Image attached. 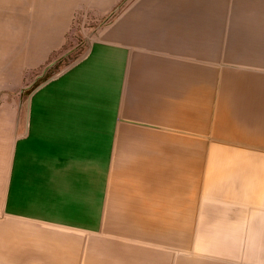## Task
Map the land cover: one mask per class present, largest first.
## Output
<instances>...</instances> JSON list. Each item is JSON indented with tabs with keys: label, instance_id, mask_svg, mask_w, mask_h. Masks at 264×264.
Masks as SVG:
<instances>
[{
	"label": "crops",
	"instance_id": "crops-1",
	"mask_svg": "<svg viewBox=\"0 0 264 264\" xmlns=\"http://www.w3.org/2000/svg\"><path fill=\"white\" fill-rule=\"evenodd\" d=\"M76 3L0 0V19L18 18L23 23L22 60L29 67L40 66L62 46ZM116 31L115 40L105 37L91 45L74 65L36 95L31 123L38 119L39 108L50 100H57L64 116H82L93 101L100 102L103 115L111 122L101 131L130 140L118 144V149L124 150L118 164L120 174L126 172L136 178L134 184L140 178L151 180L155 176L152 164L159 161L181 165L200 160L198 152L154 140V134L207 132L215 141L264 151V0H135L133 10L119 18ZM67 125L72 132H83V125ZM127 151L138 153L130 157L137 163L124 161ZM165 172L172 174L171 170ZM55 176L59 184L61 173ZM71 181L85 189L78 179ZM25 182L29 189V180ZM132 186L136 189L141 184ZM28 189L27 199L31 196ZM37 190L41 194L35 198L54 202L56 196L53 200L46 197L47 188L39 186ZM90 200L87 195L81 199L77 195L73 205L63 206L69 210L65 219L61 205L47 207L42 202L40 206L50 216L60 213L57 218L61 222L76 226L82 216L99 212L98 204L85 209ZM9 206L7 219L0 222V264H79L81 254V264H264V236L246 238L244 253L219 248L215 241H203L196 244L204 246L199 251L175 254L173 247L179 243L149 239L170 231L157 226L167 222V216L155 211L143 213L141 203L120 208L125 219L118 223L100 225L124 235L137 232L138 238L133 239L55 224L40 227L43 216L39 212L32 214L19 203ZM149 216L153 221L143 220ZM175 229L183 227L173 226ZM180 245L189 246V241Z\"/></svg>",
	"mask_w": 264,
	"mask_h": 264
},
{
	"label": "rangeland",
	"instance_id": "rangeland-1",
	"mask_svg": "<svg viewBox=\"0 0 264 264\" xmlns=\"http://www.w3.org/2000/svg\"><path fill=\"white\" fill-rule=\"evenodd\" d=\"M134 3L135 0H77L62 46L35 67H29L22 60V43L25 39L21 36V19L7 20L4 16L0 19V27L3 26L0 28V128L4 119L9 123L6 142L8 161L0 179V222L7 219V207L19 203L30 208L31 213L39 212L43 216L40 219L43 222L38 224L40 227L55 224L86 233L133 239L138 238L137 232L124 235L118 230L101 226L108 221L116 224L125 219L119 209H126V204L135 202L141 203L143 213L155 211L167 216L168 221L163 225L154 224L167 227L170 231L149 239L166 238L179 243L173 247L175 254L188 249L199 251L204 246L196 244L203 241H215L219 248H235L239 253H244L246 238L264 236V151L215 141L207 132L154 134L151 136L154 140L198 152L200 160L181 165L163 160L159 164L154 163L152 170L155 169V176L151 180L145 176V179L140 178L137 184H141V187L134 189L132 185H137L134 184L136 178L128 176L126 172L120 174L118 164L124 150L117 146L130 140L124 137L119 139L117 133L101 131L108 129L111 122L103 115L100 102L93 101L92 107L87 112L83 111L82 116H64L59 103L55 106L47 104L39 108L38 119L31 123L36 95L74 65L91 45L106 38L115 40L119 18L130 13ZM52 116L63 126L45 128V121ZM92 116H97L99 121L97 125L89 127L90 135H84L81 142L65 139L69 132L76 134L70 131L68 123H85ZM52 131L58 132L61 139H57V134H49ZM5 141V135L0 134V146ZM108 146L112 148L107 149ZM137 154L127 151L124 161L132 165L136 161L130 157ZM157 154L163 156L161 150ZM170 170L171 175L165 172ZM60 173L61 181L58 184L55 175ZM65 175L68 178L63 177ZM72 179H78L85 189L71 184ZM25 180H29V189L25 186ZM65 181L73 185L71 191L70 184ZM39 186L49 190L46 197L51 200L56 196L53 203L47 201L50 199L35 198L41 194L37 190ZM27 189L31 193L28 199L25 198ZM77 195L79 199L83 195L90 197L93 201L90 200L85 209L98 204L99 212L94 216H82L79 218L81 223L76 226L61 222L57 218L60 213H54L55 217L50 216L40 206L42 202L47 207H51V204L61 205V217L65 219L69 217V210L63 206L73 205ZM147 218L143 220L153 221V217ZM128 221L131 223L134 220ZM179 225L183 229L173 230V226ZM126 241L134 243L133 240ZM187 241L189 246L180 245ZM226 243H237L238 246H225ZM85 245L81 246L82 253ZM82 260L83 254L80 255L79 264Z\"/></svg>",
	"mask_w": 264,
	"mask_h": 264
},
{
	"label": "bare ground",
	"instance_id": "bare-ground-1",
	"mask_svg": "<svg viewBox=\"0 0 264 264\" xmlns=\"http://www.w3.org/2000/svg\"><path fill=\"white\" fill-rule=\"evenodd\" d=\"M9 22V21H7ZM9 26V25H8ZM24 51V49H23ZM6 58V57H5ZM17 67V66H16ZM14 69V68H13ZM134 72V71H133ZM136 72V71H135ZM10 73V72H9ZM139 73V72H138ZM135 75V74H134ZM138 75V74H136ZM141 77L142 75L139 74ZM132 76V75H131ZM145 76V75H144ZM137 77V76H136ZM143 78V77H142ZM139 80V79H138ZM201 91V90H200ZM49 105L50 106H55L57 105V100H50L49 101ZM151 110H153V108H151ZM150 111V110H149ZM98 117L97 116H92L90 117L89 121L85 122V123H78L77 126H81L83 125L84 126V129L83 132H76V134H67L65 139L66 140H74V141H78V142H81L82 141V137L84 135H90L91 134V131L89 130V127L90 126H93V125H97L98 124ZM61 126H63V124H61L56 118L55 116H52L50 118V120H46L45 121V128H51V129H57V128H60ZM9 127V123L7 122V120L5 121V119L3 120V122L1 123V128H0V134L1 135H5V143L4 145L0 146V179H2V176L4 175V170L6 169V165H7V158H6V151L8 149V146L6 145V142L8 141L7 140V128ZM88 128V130H87ZM87 130V131H85ZM49 134H57L59 138L57 139H61L60 137V134L56 131H52L50 132ZM3 139V138H2ZM238 155V153H237Z\"/></svg>",
	"mask_w": 264,
	"mask_h": 264
}]
</instances>
